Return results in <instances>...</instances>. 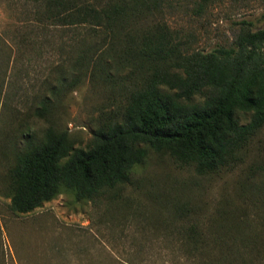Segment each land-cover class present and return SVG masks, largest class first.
<instances>
[{
  "label": "trees",
  "instance_id": "16d2710c",
  "mask_svg": "<svg viewBox=\"0 0 264 264\" xmlns=\"http://www.w3.org/2000/svg\"><path fill=\"white\" fill-rule=\"evenodd\" d=\"M25 2L35 20L77 37L69 84L88 71L121 84L123 99L100 111L84 145L49 120L41 138L26 139L6 174L11 211L62 190L75 199L111 193L149 150L165 151L198 175H239L237 203L218 199L203 219L190 204L172 207L188 219L178 226L185 264H264V24L242 20L228 43L198 50L154 19L163 0ZM49 111L43 96L34 113Z\"/></svg>",
  "mask_w": 264,
  "mask_h": 264
},
{
  "label": "rangeland",
  "instance_id": "374dc122",
  "mask_svg": "<svg viewBox=\"0 0 264 264\" xmlns=\"http://www.w3.org/2000/svg\"><path fill=\"white\" fill-rule=\"evenodd\" d=\"M25 1L0 2V264H185L178 226L188 219L172 207L190 204L203 219L218 199L239 202L238 170L198 175L149 150L111 193L75 199L62 190L27 212L9 208L6 174L26 139L41 138L49 120L84 145L100 111L116 110L123 99L121 84L88 71L69 84L77 37L35 20ZM155 14L190 48L206 50L228 43L242 20L262 26L264 0H163ZM43 96L48 119L34 113Z\"/></svg>",
  "mask_w": 264,
  "mask_h": 264
}]
</instances>
